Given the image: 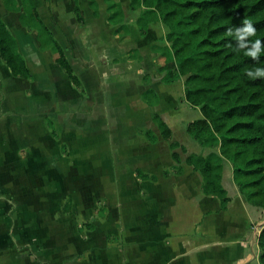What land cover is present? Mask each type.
Masks as SVG:
<instances>
[{
    "label": "crops",
    "instance_id": "0c3cea01",
    "mask_svg": "<svg viewBox=\"0 0 264 264\" xmlns=\"http://www.w3.org/2000/svg\"><path fill=\"white\" fill-rule=\"evenodd\" d=\"M33 1L80 82L22 24V9L0 0L31 73L14 75L0 55V264H260L264 209L240 190L232 162L223 157L222 209L185 161L217 148L195 144L192 120L175 135L181 105L200 108L185 98V75L163 80L166 25L141 31L144 7L129 0Z\"/></svg>",
    "mask_w": 264,
    "mask_h": 264
},
{
    "label": "trees",
    "instance_id": "16d2710c",
    "mask_svg": "<svg viewBox=\"0 0 264 264\" xmlns=\"http://www.w3.org/2000/svg\"><path fill=\"white\" fill-rule=\"evenodd\" d=\"M110 1V0H109ZM131 8L143 6L137 18L142 30L156 20L167 27L164 81L185 75V98L199 106L202 116L187 124V132L203 146L217 148L207 155L189 153L185 161L199 170L203 177V192L216 195L220 207L229 201L221 183L223 157L233 165L234 180L247 200L264 209V75L250 76L249 70L264 67V51L253 57L248 41H264V0H129ZM14 10L22 9V24L35 28L41 45H51L56 60L71 79H79L66 58L63 49L39 15L33 0H4ZM93 2V1H92ZM117 3H110L109 7ZM115 10L110 18H117ZM251 18L256 33L241 39L229 34L228 29L243 25ZM0 55L14 75L30 76L23 56L19 53L14 35L0 18ZM163 137L171 135L170 127L155 117ZM150 140L156 139L148 130ZM172 157L179 160L174 149L178 142L170 143ZM142 175V173L140 172ZM142 176H145L143 174ZM258 260L264 264V224L257 236Z\"/></svg>",
    "mask_w": 264,
    "mask_h": 264
},
{
    "label": "clouds",
    "instance_id": "9594fccd",
    "mask_svg": "<svg viewBox=\"0 0 264 264\" xmlns=\"http://www.w3.org/2000/svg\"><path fill=\"white\" fill-rule=\"evenodd\" d=\"M232 29L233 28L228 29L229 34H235L239 39H241V47L239 48H245L243 47L244 43H246L243 40L244 37L251 36L256 33V27L251 18L246 19L241 27L236 28L235 33L232 32ZM248 42L252 43L253 46L251 48H247V54L253 57H258L261 51H264V41H262L260 38H257L254 42ZM249 75H264V67H257L255 71L249 70Z\"/></svg>",
    "mask_w": 264,
    "mask_h": 264
},
{
    "label": "rangeland",
    "instance_id": "374dc122",
    "mask_svg": "<svg viewBox=\"0 0 264 264\" xmlns=\"http://www.w3.org/2000/svg\"><path fill=\"white\" fill-rule=\"evenodd\" d=\"M118 1H120V0H118ZM117 10V9H116ZM162 51H164L165 52V50L163 49H161V51L160 52H162ZM184 107H185V105H181V109H180V111L179 112H176V116H175V120H177L178 121V123H177V125H174L175 127H174V131H175V135L178 137V138H183V135L184 134H187V132H186V130L184 129V123L182 122V119L184 120V122L186 121V120H193V119H195V118H197V116L198 117H200L201 116V111L198 109V110H194L192 107H186L185 109H184ZM195 144L196 145H198L199 147H204L203 145H201V144H199L197 141H195ZM67 207V205L65 206V208ZM102 211V210H101ZM101 213V212H100ZM261 220V223L262 224H264V213L262 212V216H261V218H260ZM260 223V224H261ZM87 224H89V223H87ZM202 226V225H201ZM198 232H200V231H202V228L199 230H197Z\"/></svg>",
    "mask_w": 264,
    "mask_h": 264
}]
</instances>
